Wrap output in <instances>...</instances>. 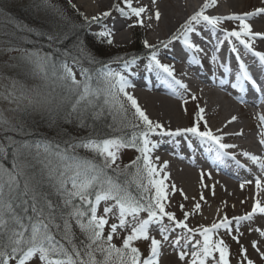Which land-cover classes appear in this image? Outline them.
<instances>
[{
	"label": "snow or ice",
	"instance_id": "snow-or-ice-1",
	"mask_svg": "<svg viewBox=\"0 0 264 264\" xmlns=\"http://www.w3.org/2000/svg\"><path fill=\"white\" fill-rule=\"evenodd\" d=\"M216 5L217 0H204L159 44L144 39L147 53L143 58L132 55L118 56L111 62L99 60L79 39L72 48L64 47L69 38L67 24L65 29L46 35L47 51L38 46L21 49L14 46V38L7 34L0 37L8 41L4 47L9 52L21 53L19 59L26 71L41 81L39 88L31 89L18 80L0 77V98L15 105L9 110L12 114L0 111V264H162L166 246L176 253L180 264H233V260L235 264H264V228L248 230L258 234L250 242L256 259L241 243L240 230L243 223L264 217V153L240 152L258 170L252 179L239 185L241 191L252 187L250 197L240 201L245 204L251 199L250 210L230 217L227 211L217 209L211 222L192 226L190 218L201 214V202H206V197L203 191L199 199L192 197L191 209L180 204L182 218L169 210L170 195L179 191L185 201L189 197L175 184H166L170 180L169 162L156 163L160 157L153 153L159 144L153 137L206 142L217 159L236 160L237 153L230 150L238 145L224 142L227 133L222 128H211L206 109L199 104L190 126L173 129L150 118L134 92L129 91L135 88L130 77L138 61L146 59V69L179 93L187 105L183 92L190 93L188 85L177 78L173 64L162 62L159 51L179 42L191 53L192 63H202L199 54L207 53L191 39V34H199L200 26L223 34L217 51L227 42L235 54V70L220 62L215 53L210 57L213 66L218 64L232 74V88L240 92L254 90L264 96V87L242 59L243 53H248L264 66V50L256 47L257 41L264 43V30L257 31L252 23L253 18L264 17V0L252 11L209 14V8ZM113 11L130 21L128 29H151L164 16L158 0H150L148 5L142 0H119L95 15L79 13V27L91 30L92 25H102L93 35L98 43L112 46L115 31L104 21L112 17ZM226 22L235 26L224 27ZM14 27L17 35L33 32L24 25ZM190 99L199 98L190 94ZM240 102L246 103L243 99ZM30 111L62 119L82 134L65 133L55 140L28 139L24 115ZM183 111L187 114L186 107ZM15 113H20L19 117ZM258 118V143L264 147V113ZM238 119L231 116L224 127ZM233 135H243V129ZM126 149H134L138 155L125 165L121 155ZM9 157L11 163L6 164ZM242 167L252 170L248 165ZM205 177L211 178V173L201 170V187L210 188L214 196L215 184H205ZM222 203L227 209V202ZM222 232L239 245L235 256ZM141 244L146 245L147 254Z\"/></svg>",
	"mask_w": 264,
	"mask_h": 264
},
{
	"label": "bare ground",
	"instance_id": "bare-ground-1",
	"mask_svg": "<svg viewBox=\"0 0 264 264\" xmlns=\"http://www.w3.org/2000/svg\"><path fill=\"white\" fill-rule=\"evenodd\" d=\"M81 1L86 2L91 9V13L95 14L103 6L110 3L111 0ZM194 1H201V5L204 3V0H158L159 6L163 11L164 16L159 25L154 24L151 28V31L153 32V34L150 35L151 39H157L160 41L166 39V34L171 35L175 28L182 24V20H185L189 16L190 10L192 8L191 6ZM142 3L148 5L150 4V0H142ZM244 3L245 0H217L216 7L209 8L208 11H211L210 14L213 15H224L226 14L225 7H227L229 9L228 12L239 13L243 12L241 9H243ZM253 24L257 31L264 30V25L260 23ZM111 27L116 33L123 30V26L118 22L117 19L112 21ZM125 35V32L122 34L120 32L117 40L120 41ZM199 35V38L201 35H203L202 30L199 31ZM205 36L208 40L216 38L218 40L222 39L216 32H214V30L209 29L206 31ZM191 39L195 43L199 44L200 47H202L207 53V55H204L203 53L199 54L200 59L207 67L215 72L214 77L217 78L215 81L216 84H222H219V86H221L223 93L233 96L237 101L240 102V100L243 99L241 97L243 92H240L239 89L233 88V90L238 93L235 94L232 90H230L225 83H230L231 81H229V79L226 77L224 69L219 67L218 64L213 66L210 62V57L215 53L218 55L219 61L227 65L231 62L230 60L237 61L235 54L231 51L227 53L225 45L219 47L218 51L215 49L217 48L216 46L215 48L211 47L210 51H208L202 46V40L200 41V39L195 38L193 34H191ZM213 42L216 43L217 40ZM256 47L258 50H264V43L257 41ZM249 55L251 56V54ZM159 56L162 60L171 59L176 71L182 74L189 89L193 88V90L198 94L202 103L201 107L206 109L205 113L209 117L211 125H213L212 129L215 131L217 128H222L223 132L227 133V135L224 136V142L238 145V148L232 149L231 151L237 153L236 160H239L240 164H237L236 160L233 159H217L215 152L210 151L206 142L189 141L187 137H182L181 139L177 138V140L165 137L163 141H158L159 147L155 149L153 153L154 156L160 157V160L157 163L162 164L163 161L167 160L169 162L167 171L170 173V178H173L180 184L179 189H183L184 187L190 194H193L195 191L196 173L203 170L205 172L211 173L209 186L215 184L217 195L221 196V194L224 193L231 200L237 198L241 199L243 194L237 183L238 179L240 178L236 176V173L234 172V166L237 168H243L242 165L249 166L250 163L242 155H240V152L251 151L253 153L261 154V152L258 151L257 144L251 139L250 136L246 134L245 129H243V135H233V133L239 132L241 130L239 127L240 125L237 124V121L233 122L227 127H224V125L230 119L229 117H226V111L222 110L223 108H220L219 104H217L220 100L217 98V92L212 90L211 86L214 84L210 85L207 83V87L203 88L199 85V83L192 81L188 77V71L197 77L200 76V71H198V68L195 67L197 64L192 63L191 53L187 49L183 48L182 44L179 42H174L169 48L161 49L159 51ZM245 57L246 53H243L242 59ZM255 61L256 60L254 58V65H256ZM261 70L263 73L264 68H261ZM130 79L135 84V88L131 89V91L143 99L142 101L144 105H148L153 118L161 120L168 125L182 126L183 123L184 125L186 124L185 122L188 121L190 112L187 109V114L184 113L183 108L174 98L176 96L174 91L171 89V87H168V85H166L163 80L158 78L155 73L149 72L147 70L145 72L133 74ZM221 81H223V83H221ZM232 83L230 85H232ZM243 100L246 101V103L243 104L249 106L247 100ZM224 104L229 105V103ZM247 109L249 108L247 107ZM262 109L264 110V108ZM259 114V111H246L245 115L243 116L252 117L256 115V118L259 121ZM245 126L246 128H250L248 123L245 124ZM253 167L255 168V173L253 172V175L258 174L256 167ZM245 171L248 173V168L245 169ZM164 253L165 251L163 250V254Z\"/></svg>",
	"mask_w": 264,
	"mask_h": 264
},
{
	"label": "rangeland",
	"instance_id": "rangeland-1",
	"mask_svg": "<svg viewBox=\"0 0 264 264\" xmlns=\"http://www.w3.org/2000/svg\"><path fill=\"white\" fill-rule=\"evenodd\" d=\"M31 2H32V0H0V37H4L5 34H7V36H9V37L15 38V30H14L15 29V27H14L15 22L13 19V18H15L14 12L17 14H20L22 11V8L24 9V7L26 8L27 6L32 5ZM200 2L194 1L192 3V6H191L192 8L190 10L189 15H191L194 11L199 9V7L201 6ZM50 3L56 7H60L61 9H64L65 11L67 10V7H68V9H73L76 13L82 12L88 16H91V15L97 14L98 12H100L102 10H108L113 4L119 3V0H111L110 3L103 6L95 14L91 13V11H90L91 9H90L89 5L86 2H83L81 0H50ZM44 4L46 5L47 3L42 1V7ZM259 6H261V0H245L243 9H241V10L243 12L244 11H252L256 7H259ZM228 10L229 9L227 7H225V13L226 14H224V15H228V13H230V12H228ZM208 12H209V14L211 13V11H208ZM223 13H224V11H223ZM114 19H117L118 22L123 26V30H121L117 33L115 32V38H114L115 43H114V45H112L110 47V51L113 52L114 56H119V55L124 56V55H129V54H131V56L135 55L137 48L140 45V41L144 40V39H147L150 43H153V44H159V42L162 41V40L159 41L157 39H155V40L151 39L150 35L153 34L151 29L145 30L144 28H140V27L128 29L126 27V25H127V23H130V21L124 20L115 11H113L112 17L108 18L106 21H104V23L107 24V26L109 28H112L111 23ZM182 21H183L182 23H184L185 20H182ZM252 23H260V24L264 25V17H256L252 20ZM8 26H11V31H9V32L7 31ZM179 26H177L175 28V30L177 28H179ZM234 26L235 25L232 24L231 22H226L224 25V27H227V28H232ZM101 27H102V25H92L91 30H89V31H91V33H94L96 31L100 30ZM175 30H174V32H175ZM201 30H202V28H200V26H198V32ZM120 32H121V34L125 32L126 35L123 36V38H121L120 41H118L117 37L120 34ZM199 36H200L199 34L194 33L195 38L200 39V41L202 40L201 44L206 50L210 51L211 47L212 48H213V46L217 47V44L214 43L213 41L203 40V39L199 38ZM169 37H170V35L166 34V39H163V40H167ZM7 43H8L7 40L0 39V77L7 78V81L18 80L26 88H31V89L39 88L41 85V81H39L37 78L31 76L26 71V69L24 68L23 64L21 63V61L19 59L21 56L20 52H9L4 47V45ZM34 46H38V45L35 42H33L32 47L21 48V49H29L30 50ZM98 46L101 48L103 47L102 44H98ZM16 47H18V46H16ZM103 48H105V47H103ZM161 49H164V48H161ZM162 61L165 63L173 64L171 62V59L170 60L165 59ZM145 65H146V59H141L140 61H138V66L134 69V74L147 71ZM112 66L114 68H117V66L119 67V65H116V64H113ZM195 67L198 68V71H200L199 72L200 76L197 77L188 71V73H187L188 77L192 81L199 83V85L203 88L207 87V83L210 85L214 84L211 86L212 90H215L217 92V95H218L217 98L220 100L219 103H217V104H219L220 108H223L222 110L226 111V117H229V119H230L231 116H233V115L238 116L239 119L237 121V124L240 125L239 127L241 129L246 130V134L248 136H250L251 139L253 141H255V143L257 144L258 151H260L261 153H264V147H261L258 143L259 132L261 129L259 127V121L256 118V115H254L252 117L243 116V115H245L246 111H255V112L259 111L261 114V113H264V110L261 107L257 108L254 105L247 106L243 103L241 104L233 96L226 94V93H223V91L221 90V86H219L220 83L216 84V82L213 79L215 72H213V70H211L209 67H207L203 62L200 64H197V66H195ZM180 75H181V77L177 76V78L183 79L184 77L182 76V74H180ZM182 81L185 83L184 79ZM213 82H215V83H213ZM220 85H222V84H220ZM129 91H131V89H129ZM180 92H183V90H180ZM174 93L176 95L174 98L178 101V103L181 105V107L182 108L186 107L190 113H189L188 121L185 122L186 123L185 125L183 123L182 126H178V125H170V126L173 129L176 128V126L177 127L190 126L192 119H193V114L195 113V111L197 109V104H199L200 107L202 105L200 99H198V101H192L190 99V94H195L198 98H199V96L193 90V88L192 89L190 88V93L183 92L184 98L188 99L187 105H184L183 101L179 98V93H176V92H174ZM134 95L138 99L141 107L146 110V112L150 116V118H152L153 120H158V119H155L152 117V113L150 112L148 105L147 104L144 105V103L142 101L143 99L140 98L139 96H137L136 94H134ZM207 98H208V96H207ZM224 103H229V105L228 104L225 105ZM247 107L249 109H247ZM12 108H15V105L9 104V102L7 100L0 98V111H5V114L9 115V114H12L9 111ZM44 114L45 113L40 112V111H36V112L30 111L29 113L24 115V122L26 123V125L28 127V132H29V135L31 136L30 139L35 140L34 137L32 136L33 133H35L36 135H40V130H38L39 126L35 125L34 123L37 122L38 120H40L41 115L43 116ZM15 115H17V117H19L20 113H15ZM205 116L208 120L209 125L211 126V128H213L212 127L213 125H211V121H210L209 117L206 115V113H205ZM159 121L164 123L166 126H168L167 123H165L161 120H159ZM247 123L250 125V128H246L245 124H247ZM0 135H2V134H0ZM153 139L156 142H158L162 138L159 136H154ZM180 139H181V137H180ZM137 155H138V153L134 149L124 150L122 155H121L122 164H125V165L129 164V162L131 160H134ZM9 158L10 159L7 161H9L11 163V157H9ZM240 171H241V176H243L244 178L238 179V181H237L238 186L240 185V183L243 180L252 179L251 177L253 175L252 172L248 173V175H247V173L245 171H243V170H240ZM177 183L178 182L176 180H174L173 178H170V180L166 182V184H175L176 187L179 189L180 184L179 183L177 184ZM204 183L209 185L210 184V178L205 177ZM195 184H196L195 185L196 187H195V191L193 194L192 193L190 194L186 190V188L183 187V191L189 197V200H187V201H185L183 199V197L179 191H177L174 195H170L171 207L169 210L176 212V215L178 218H182V213L180 212L179 205L184 204L186 209H191L192 204L194 202L191 198L196 197V199H199V194H200V192L203 191V193L206 197V202H201L202 203L201 214L195 215V216L190 218L189 223L192 226H195L199 223L207 224V223L211 222L216 216V210L217 209H222L224 211H227V213L230 217L233 215H242L246 211L250 210V206L252 203L251 199H248V202L245 204H241L240 201L250 197V195L252 193V187L251 186L246 187L242 191L243 195H242L241 199L237 198V199L231 200L224 193H222L221 196H219L216 194V190H215V195L213 196L210 188H202L201 184H200V172L196 173ZM224 201L227 202V205H228L227 209H223V203L222 202H224ZM232 205H235V208H233ZM257 227L264 228V217H256L254 219V221H252V222H245L242 224L241 229H240L241 232H243V236L241 237V243L248 248L249 254L253 259H256V254L251 249L250 242L253 239H257L258 234L255 231L249 233L248 230H249V228L254 229ZM222 234L224 236L225 241L230 245L233 256H235L239 251V245H237L231 239V237L228 236L226 233L222 232ZM140 247H141V250L145 251V254H147L146 245L141 244ZM164 251H165V253L162 256V264H180V262L178 261V257L176 255V253L170 247L166 246L164 248ZM233 264H235L234 260H233ZM258 264H259V261H258Z\"/></svg>",
	"mask_w": 264,
	"mask_h": 264
},
{
	"label": "trees",
	"instance_id": "trees-1",
	"mask_svg": "<svg viewBox=\"0 0 264 264\" xmlns=\"http://www.w3.org/2000/svg\"><path fill=\"white\" fill-rule=\"evenodd\" d=\"M42 1L44 0H32L31 3L34 7L32 5H29L26 8L24 7V9L22 8L20 14L14 12V26L24 25L31 27L33 30L32 34L21 35H17L15 31L14 46H18L19 48H30L32 47V43L35 42L39 47H42L47 51L48 42L46 40V35L49 32L56 31L58 28L61 30L65 29L67 24L69 38L64 41V47L72 48L79 39L84 41L88 47V50L91 51L99 60L111 62L116 57H118L114 56L113 52L110 51L111 46L102 44L105 48L99 47L98 44L100 43L97 42L93 33L89 31L87 26H85L83 29L79 27L82 22V17L79 15V13H76L73 9H68V7L66 11L60 7H56L50 3V0H47V4H44L42 7ZM38 4L40 7H37ZM72 25L76 26L74 30L71 28ZM7 31H11V26H8ZM35 33H43L44 35L38 36L35 35ZM141 41L135 53L137 56H141L146 51V49L143 48ZM124 56H131V54ZM34 124L38 125V130H40V135H36L35 133L32 134L35 140L42 138L55 140L64 137L65 133L70 135L82 134L80 133V130L74 125L67 124L62 119H58L55 116L50 117L46 113L43 116L41 115V119ZM27 138L30 139L31 136L29 135ZM5 163L10 164V162L7 160Z\"/></svg>",
	"mask_w": 264,
	"mask_h": 264
}]
</instances>
